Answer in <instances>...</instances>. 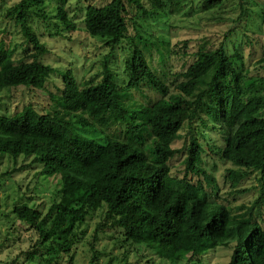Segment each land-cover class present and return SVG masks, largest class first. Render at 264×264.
Wrapping results in <instances>:
<instances>
[{
	"label": "trees",
	"instance_id": "trees-1",
	"mask_svg": "<svg viewBox=\"0 0 264 264\" xmlns=\"http://www.w3.org/2000/svg\"><path fill=\"white\" fill-rule=\"evenodd\" d=\"M175 1L109 0L101 7H86L85 32L109 52L95 84L80 87L70 71L63 72L59 101L83 130L100 132V138L81 133L69 122L66 134L57 133L44 114L35 118L0 114V157L30 160L41 175L60 178L58 200L46 213L27 202L13 204L15 220L38 235L25 252L27 264H75L82 228L94 215L99 217L95 236L118 231L125 243L145 247L170 264L200 263L216 249L229 253L226 264H264V227L253 214L254 209L259 214L264 210V100L245 99L248 71L241 57L231 56L224 46L202 47L194 62L170 82L155 73L137 45L148 38L139 31V20L171 16ZM232 1L226 18L223 9L229 0H198V4L208 18L259 29L256 23H264L260 9L264 0ZM66 3L20 0L6 8V18L27 44L23 54L28 62H16L15 48L0 41V92L42 90L55 74L44 64L48 49L29 22L57 19L63 27H56L55 36L75 30ZM118 50L128 52L124 87L117 85L112 69ZM259 84L264 86V77ZM143 85L159 98L149 106L129 105L130 91ZM111 126H118L119 134L108 133ZM207 130L222 137V144L214 147L219 158L234 168L228 170L232 186L259 175V195L245 218L232 217L226 207L207 197V188L217 190L215 180L202 168L201 138L207 140ZM181 139L184 177L178 178L171 173L170 161L179 153L173 145ZM190 176L198 180L191 182Z\"/></svg>",
	"mask_w": 264,
	"mask_h": 264
},
{
	"label": "rangeland",
	"instance_id": "rangeland-1",
	"mask_svg": "<svg viewBox=\"0 0 264 264\" xmlns=\"http://www.w3.org/2000/svg\"><path fill=\"white\" fill-rule=\"evenodd\" d=\"M19 1L0 0V41L15 48L16 62H28L23 54L27 44L19 30L5 16L6 8ZM107 2L109 0H67L65 11L76 29L65 31L59 36H55L56 27L62 28L63 25L57 19H30L32 33L37 35L48 49L43 62L52 67L55 74L42 90L14 88L1 91V115L35 118L44 114L50 117L51 127L57 133L66 134V123L69 122L72 127L80 129L81 133L90 137L102 136L100 132L94 134L90 129L83 130L72 114L63 108L59 98L64 87L61 76L63 72L70 71L80 87L95 84L100 80L101 64L109 51L99 40L93 39L85 32L84 17L88 5L101 7ZM234 3L235 1L229 0L225 4V18ZM262 5L263 8L260 9L264 11V4ZM199 6L198 0H176L171 16L161 19L148 16L139 20V31L148 38L138 40L137 45L145 53L150 66L161 79L170 82L168 79L181 73L194 62L199 49L224 46L231 56L238 54L241 57L243 68L248 71L243 81V87L247 89L245 99L261 96L264 100V86L259 84L260 78L264 77V23L257 22V30L253 27L245 30L243 24L239 26L231 20L222 21L204 16ZM51 7H54V4ZM254 16L261 19L257 14ZM130 34L134 35L131 24ZM127 54V51L118 50L112 63L115 81L119 87H124L127 81L124 69ZM238 65L241 67L240 61ZM130 93L131 98L126 100L129 105L134 103L136 106H149L159 98L158 93L145 85L139 91ZM261 116L264 117V111ZM108 129L106 131L110 134H117L119 130L118 126ZM206 136L207 140L201 138L205 149L202 168L215 180L217 187L213 193L207 188V197L210 201L226 207L232 217L245 218L243 216L248 214V209L259 195V175H250L239 181L236 187L232 186L228 170L234 168L219 158L214 147L222 144L221 135L217 131L207 130ZM184 141L181 139L175 142L173 149L179 153L170 161L171 173L178 178L184 177ZM189 180L196 182L198 178L190 176ZM59 184V177L41 175L40 168L31 166L30 160L19 158L15 162L7 156L0 157V264H27L24 260L25 252L38 238L27 225L15 220L11 214L13 204L18 201L27 202L29 206L46 213L58 200ZM253 214L255 221L264 227V210L259 214L254 209ZM98 221L99 217L94 215L82 228L85 232L77 247L75 264H91L94 255L95 264H170L156 257L145 247L125 243L118 231H107L95 236ZM228 260L229 253L226 250L216 249L203 257L202 262L193 264H226Z\"/></svg>",
	"mask_w": 264,
	"mask_h": 264
}]
</instances>
